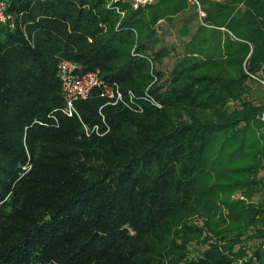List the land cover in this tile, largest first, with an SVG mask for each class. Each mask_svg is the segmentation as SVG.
Instances as JSON below:
<instances>
[{
  "label": "trees",
  "instance_id": "obj_1",
  "mask_svg": "<svg viewBox=\"0 0 264 264\" xmlns=\"http://www.w3.org/2000/svg\"><path fill=\"white\" fill-rule=\"evenodd\" d=\"M199 1L165 74L188 0H6L0 264H264V0Z\"/></svg>",
  "mask_w": 264,
  "mask_h": 264
},
{
  "label": "rangeland",
  "instance_id": "obj_2",
  "mask_svg": "<svg viewBox=\"0 0 264 264\" xmlns=\"http://www.w3.org/2000/svg\"><path fill=\"white\" fill-rule=\"evenodd\" d=\"M202 10L204 11L203 7ZM200 22L202 23V18H199L197 8L192 3H189L188 7L184 11L178 13L173 17L171 23H168L164 20H160L157 23L159 29L158 32L160 35V42L157 44L156 47L159 48L161 45H164L169 50V54L164 57L162 63L157 65V67L162 69L165 74H167V71L171 68L173 61L182 53V43L188 40L189 37L197 30L198 24ZM183 25H186L188 28L189 32L187 34H181V28ZM261 82L264 85V80H262ZM253 95L261 97V87H258V89L256 88L253 92ZM262 100H264V97H262ZM230 105L232 107L235 104L233 102H230ZM261 174H264V169L261 171ZM262 197H264V194L262 195ZM231 198L241 199L243 198V196L240 192H234L231 195ZM259 199V194L256 193L251 201L255 203ZM223 212L226 213L227 209L223 208ZM248 243L251 242L249 241ZM198 247L199 245L195 246V248Z\"/></svg>",
  "mask_w": 264,
  "mask_h": 264
},
{
  "label": "built area",
  "instance_id": "obj_3",
  "mask_svg": "<svg viewBox=\"0 0 264 264\" xmlns=\"http://www.w3.org/2000/svg\"><path fill=\"white\" fill-rule=\"evenodd\" d=\"M125 0H110V3H116ZM130 2L133 8L138 6L153 2L154 0H127ZM190 3L195 5L199 18H202L205 15V11L202 10L201 3L199 0H188ZM115 9L122 16L124 11L120 9L118 5L115 6ZM201 20V19H200ZM14 15L7 10L6 0H0V22H8L11 26L13 25ZM203 23V22H202ZM60 68V77L62 80L63 91L67 100V109L68 112L72 110V101L77 97L84 98L87 96L89 89L99 83L95 73L87 74H78L74 73L73 70L75 65L69 61H61L59 64ZM118 96L119 93H118Z\"/></svg>",
  "mask_w": 264,
  "mask_h": 264
}]
</instances>
